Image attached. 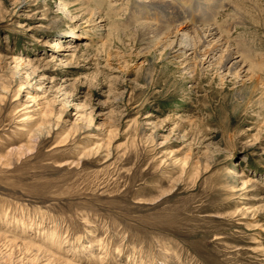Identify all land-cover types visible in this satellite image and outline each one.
<instances>
[{
    "label": "rangeland",
    "instance_id": "rangeland-1",
    "mask_svg": "<svg viewBox=\"0 0 264 264\" xmlns=\"http://www.w3.org/2000/svg\"><path fill=\"white\" fill-rule=\"evenodd\" d=\"M135 2L0 0V264H264V0Z\"/></svg>",
    "mask_w": 264,
    "mask_h": 264
},
{
    "label": "bare ground",
    "instance_id": "bare-ground-1",
    "mask_svg": "<svg viewBox=\"0 0 264 264\" xmlns=\"http://www.w3.org/2000/svg\"><path fill=\"white\" fill-rule=\"evenodd\" d=\"M76 1H80V3H84V4H86V3L88 4V2H89V0H87V2L85 0H76ZM90 1L95 2V0H90ZM184 1L188 2L190 0H184ZM172 2H173V0H171V2H168V0H136L135 3H136L137 6L133 8V16L135 15V12L137 14L140 13V15H141V13H143L142 15H146V14L150 13L151 14L150 18H152V16H153V19H151V20H157L162 15L166 16V22L168 24L165 25V26L158 25V24L154 23L155 21H153V23L152 22H147V21H151V20H146L145 22L142 23V27H144V28L146 27L147 30H150L151 32H154V35H156V36L162 35L161 33H163L164 31L165 32L168 31V30L172 31L174 28L175 29L177 28L176 29L177 32H178V29H180L181 31L182 30L186 31L187 29H191L192 30V28H193L194 29V30H192L193 33L191 31L190 32L192 34H194V35H193V37L190 38L189 41L186 42V44H184L185 39H187L191 35L189 30H187L186 35L184 37H182L183 40H182V43H180L183 46V47L181 46V49H182L181 50V54L185 55L186 48L187 47H189V48L191 47L190 49H193L192 50L193 53H191L192 55L195 54L194 56L197 57V58L199 56H202L204 58L203 60L205 62H207L209 65H212L213 63L211 61L212 60L214 61L216 59L215 58V51H216V49H218V46H220L222 44H219L218 42H220V41H218L217 42L218 44H214V43H213L214 45L211 44L212 46L211 47L209 46L210 48L205 47V45L206 44L208 45V43L210 42V39L214 36L215 32L217 31L216 29L212 28V24H214L213 21L215 20V18L217 16L219 8L222 7L221 4H220L221 0H198V2L201 4V7L203 8V10H206L205 16L207 17L206 20L200 21L198 26H196V25H194V26L186 25L183 22L184 19L182 17L176 18L177 17L176 16L174 18H171V16L174 14V13L171 12V10L173 11L175 9L174 5L172 4ZM227 2H229V1H226V3ZM184 5H186V4H184ZM257 6H255V7L257 8ZM82 9L84 10V7ZM235 10H233V11H235ZM237 10H239V9H237ZM86 11H87L86 14H88V18H87L88 21L87 22H90V23L92 22L93 23V21H94L93 18L95 16L98 17V14H100V6L96 4V7H90L88 9H86ZM236 15H238V13ZM178 16H180V15H178ZM155 18H157V19H155ZM232 20H234V19H232ZM206 25H207V27L204 28ZM173 26H175V27L173 28ZM169 27H172V29H169ZM217 33L218 32H216V34ZM71 34L74 35V37H76V38H80V35H76L75 33H71ZM143 34H145V33H143ZM221 34H223V33H221ZM221 34H219V35H221ZM224 36H226L228 38L229 35L227 33H225ZM224 39L225 38H223L222 40H224ZM217 40H218V38H217ZM227 42L228 41L224 42L225 43V47L222 46V47H224V51L225 52L222 55H220V60L221 61H219L220 62V66L219 67H220V69L221 68L222 69H226L228 72H230L231 70H233L237 66L238 61L234 60L235 59L233 57L234 53H232L231 50L228 49ZM196 44H198L201 47H205V48H203V50H201V51L198 50L199 47H198V49H194ZM200 63H202V60L200 61ZM255 78L258 81L259 77L257 78V76L255 75ZM13 114H15V113H13ZM33 116H34V114L32 116L26 115L25 118H23L22 120H23V122H25L28 119H30V120L39 119V121H41V122H46V116H45L44 113L42 115L38 116L39 118L38 117L34 118L35 116L34 117ZM32 117H33V119H31ZM41 122H39L40 123V127L43 126V124ZM36 132H38L41 135V132L39 130L35 131V133ZM98 140H100V139H98Z\"/></svg>",
    "mask_w": 264,
    "mask_h": 264
}]
</instances>
